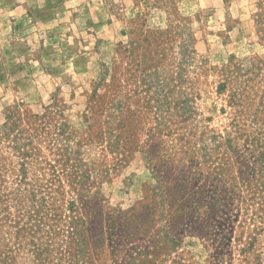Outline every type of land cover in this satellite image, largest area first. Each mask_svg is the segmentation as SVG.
<instances>
[{
    "label": "rangeland",
    "instance_id": "rangeland-1",
    "mask_svg": "<svg viewBox=\"0 0 264 264\" xmlns=\"http://www.w3.org/2000/svg\"><path fill=\"white\" fill-rule=\"evenodd\" d=\"M0 264H264V0H0Z\"/></svg>",
    "mask_w": 264,
    "mask_h": 264
}]
</instances>
